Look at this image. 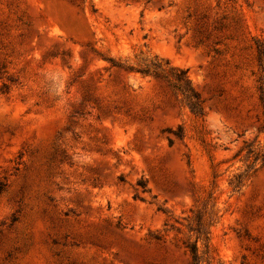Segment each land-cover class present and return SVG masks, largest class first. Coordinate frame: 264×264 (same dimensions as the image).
Wrapping results in <instances>:
<instances>
[{"label": "rangeland", "instance_id": "374dc122", "mask_svg": "<svg viewBox=\"0 0 264 264\" xmlns=\"http://www.w3.org/2000/svg\"><path fill=\"white\" fill-rule=\"evenodd\" d=\"M161 61L204 116L136 72ZM245 141L264 0H0V264H191L200 218L214 264H264V166L230 187Z\"/></svg>", "mask_w": 264, "mask_h": 264}, {"label": "trees", "instance_id": "16d2710c", "mask_svg": "<svg viewBox=\"0 0 264 264\" xmlns=\"http://www.w3.org/2000/svg\"><path fill=\"white\" fill-rule=\"evenodd\" d=\"M263 55V53H262ZM158 60V59H157ZM144 76L156 75L163 76L167 79L170 85L183 96V100L189 109L197 116H204V106L200 93L191 86L188 69H182L179 67H173L170 62L163 61L146 64V67L141 70H136ZM179 138L183 136L178 135ZM242 160L245 163L246 169L233 177L230 181V187L234 192H239L246 184V182L254 176L259 165L264 166V150L257 146L255 143H249L245 141V145L240 150L238 156L242 155ZM206 223L202 218L198 220V228H190V232H194L196 237V243H191L186 246L187 252L191 256V264H214V258L211 256L208 245H206V251L201 254L198 243L205 236V240H208V236L205 232Z\"/></svg>", "mask_w": 264, "mask_h": 264}]
</instances>
